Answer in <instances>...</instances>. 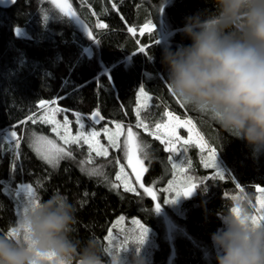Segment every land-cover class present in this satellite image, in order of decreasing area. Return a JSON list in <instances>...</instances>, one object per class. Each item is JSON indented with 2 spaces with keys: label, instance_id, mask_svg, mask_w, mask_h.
<instances>
[{
  "label": "trees",
  "instance_id": "16d2710c",
  "mask_svg": "<svg viewBox=\"0 0 264 264\" xmlns=\"http://www.w3.org/2000/svg\"><path fill=\"white\" fill-rule=\"evenodd\" d=\"M68 2L79 21L53 0L0 6V131L13 130L20 140L14 152L0 155V263L29 264L11 232L17 215L3 189L9 180L35 186L47 233L70 264L107 260L108 230L120 215L137 217L155 231L158 246L150 264H209L206 248H213L223 218L232 214L233 193L243 188L255 200L264 188V152L212 106L239 100V116L264 134V0ZM161 15L171 30L165 43ZM208 22L212 36L206 34ZM147 24L155 28L144 30ZM141 88L151 100L137 113ZM181 92L197 97L198 105L188 104ZM50 100L71 115L97 112L98 126L116 121L135 129L147 149L144 187L161 189L173 175L169 151L139 126L140 118L162 121L166 109L196 122L226 171L218 175L205 167L199 150L189 146L199 182L196 193L182 201L181 214H172L184 229L172 243L154 197L145 188L127 190L115 178L124 145L102 156L73 143L55 167L29 146L25 131L42 114L41 103Z\"/></svg>",
  "mask_w": 264,
  "mask_h": 264
},
{
  "label": "rangeland",
  "instance_id": "374dc122",
  "mask_svg": "<svg viewBox=\"0 0 264 264\" xmlns=\"http://www.w3.org/2000/svg\"><path fill=\"white\" fill-rule=\"evenodd\" d=\"M53 1L65 13L79 21L68 0ZM158 27L163 42H167L171 30L163 15ZM154 28L155 25L147 24L144 30ZM212 29L213 22L205 24L208 36H212ZM16 33L28 35L23 28H16ZM259 39V35L256 34L255 40ZM176 89L179 94V87ZM180 96L187 97L188 104L198 105L197 97H188L183 92ZM150 100V95L141 88L137 113H140L139 109L146 108ZM239 105V100L232 99L212 106L218 115L229 120L234 119L243 135L254 139L257 149L264 152L263 132L255 124L239 116ZM41 109L42 114L36 117L25 131L29 146L39 157L55 167L65 155L67 146L73 143L86 144L91 152L102 156H107L112 149L124 145L125 158L118 162L115 178L127 190L138 191L145 188V192L154 197L158 213L166 224L170 242L177 234L184 233V229L176 223L172 214H181L182 201L196 193L199 182L191 170L189 146L199 150L205 167L214 168V173L218 175L226 171L218 152L204 138L196 122L188 116L166 109L162 121L150 124L140 118L139 126L142 131L158 138L169 151L173 175L161 189L154 186L144 187L143 176L148 170L145 160L147 149L135 129L116 121L98 126L101 118L97 112L88 116L71 115L60 109L53 100L43 101ZM19 145L20 140L16 139L13 130L0 131V155L7 151L14 152ZM87 171L101 174L100 169L95 167H89ZM3 183L4 191L14 201L17 215V223L11 228V232L24 245L28 263L70 264L60 253L56 239L47 233L35 186L18 182L12 184L9 180H4ZM232 198H234L232 214L223 218L222 228L213 236V248H206L207 261L209 264H264V188H258L255 200H250L243 188H238ZM106 239L107 260L78 264H150L153 262L154 249L158 246L153 229L139 218L125 215L118 216L112 222ZM168 264H173V260L171 259Z\"/></svg>",
  "mask_w": 264,
  "mask_h": 264
},
{
  "label": "water",
  "instance_id": "95a60500",
  "mask_svg": "<svg viewBox=\"0 0 264 264\" xmlns=\"http://www.w3.org/2000/svg\"><path fill=\"white\" fill-rule=\"evenodd\" d=\"M14 2H15V0H0V6H2V7H9Z\"/></svg>",
  "mask_w": 264,
  "mask_h": 264
},
{
  "label": "bare ground",
  "instance_id": "6f19581e",
  "mask_svg": "<svg viewBox=\"0 0 264 264\" xmlns=\"http://www.w3.org/2000/svg\"><path fill=\"white\" fill-rule=\"evenodd\" d=\"M147 33V32H146ZM223 160V159H222ZM225 177V176H224ZM234 199V198H233ZM243 202V201H242ZM245 206V205H244ZM246 209V208H245ZM249 209V208H248ZM248 209H247V211H248ZM250 210V209H249ZM223 223V222H222Z\"/></svg>",
  "mask_w": 264,
  "mask_h": 264
}]
</instances>
